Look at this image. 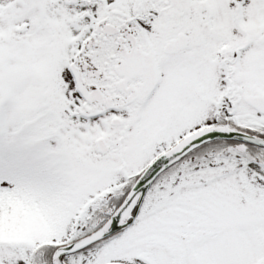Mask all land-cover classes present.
<instances>
[{
	"label": "snow or ice",
	"instance_id": "6c2138e0",
	"mask_svg": "<svg viewBox=\"0 0 264 264\" xmlns=\"http://www.w3.org/2000/svg\"><path fill=\"white\" fill-rule=\"evenodd\" d=\"M0 264H264V0H0Z\"/></svg>",
	"mask_w": 264,
	"mask_h": 264
}]
</instances>
